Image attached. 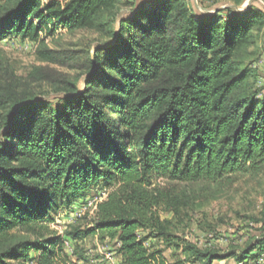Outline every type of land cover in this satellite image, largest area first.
<instances>
[{
    "label": "trees",
    "instance_id": "obj_1",
    "mask_svg": "<svg viewBox=\"0 0 264 264\" xmlns=\"http://www.w3.org/2000/svg\"><path fill=\"white\" fill-rule=\"evenodd\" d=\"M249 7L205 13L192 0H0V41L38 40L59 25L81 35L77 47L41 53L77 71L46 90L36 82L47 80L23 82L0 60V243L15 227L34 235L0 248V264L30 258V249L37 264H68L45 222L55 206L99 184L109 193L93 225L67 235L115 242L123 264H215L240 253L245 262L264 252V219H255L261 225L243 248L187 238L179 217L194 196L168 184L264 169L263 89L251 82L248 60L264 34V2ZM142 233L162 248L150 250ZM164 249L184 258L171 262Z\"/></svg>",
    "mask_w": 264,
    "mask_h": 264
},
{
    "label": "rangeland",
    "instance_id": "obj_2",
    "mask_svg": "<svg viewBox=\"0 0 264 264\" xmlns=\"http://www.w3.org/2000/svg\"><path fill=\"white\" fill-rule=\"evenodd\" d=\"M47 1V0H44ZM140 1V0H139ZM197 8L205 13H214L219 8L236 7L241 13H245L249 5L255 0H244L240 6H236L231 0H192ZM264 2V0H260ZM129 14L128 16H130ZM48 25L52 23L48 22ZM46 25V23H45ZM81 35L71 34L67 29L58 26L55 30L44 28L40 32V39L23 38L19 34H8L0 41V60L12 68L16 74L27 82L35 79V76L47 80L36 82L41 90L46 87L51 79H60L64 75L75 76L76 69H70L50 61L44 60L41 53L46 49L63 51L71 47H77ZM251 68L253 76L251 82L256 87L262 88L260 98L264 97V34L259 35L257 44L249 48ZM36 69V70H35ZM50 76V77H49ZM50 78V79H47ZM85 78L81 86L83 87ZM29 80V79H28ZM39 87V89H40ZM45 87V88H44ZM167 184L168 181L155 180V184ZM179 190H187L194 196V204L184 209L180 215L183 220L180 225H189L183 231L185 236L200 245L209 244L221 251L233 250V245L245 246V241L261 222L255 219H264V169L256 173H239L225 178L219 182L197 181L190 183H170ZM173 187V186H172ZM109 193L104 185L99 184L89 192L81 196L71 206L58 205L51 210L52 220L45 222L49 230H45L46 236L54 235L64 243V251L68 254V264H123L117 251V245L113 241L100 242L97 237L87 239H72L68 232L75 227H87L93 225L98 203L103 201ZM61 203H63L61 201ZM57 205V204H56ZM163 218H172L173 213H162ZM183 232H181L183 234ZM11 237L7 243H0L4 248L10 243L20 240H33L34 235L23 227H15L10 230ZM149 235L145 244L150 250L161 249L162 244L155 237ZM3 246V247H2ZM164 255L169 261L183 259L180 250L164 249ZM258 253V256L254 257ZM30 258H19L14 264H37L39 253L30 249ZM34 258L33 260H30ZM77 257H82L79 260ZM243 253L238 258H228L215 262V264H264V252H253L245 262ZM56 264H64V261H56ZM187 264H195L187 262Z\"/></svg>",
    "mask_w": 264,
    "mask_h": 264
}]
</instances>
